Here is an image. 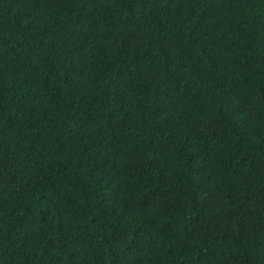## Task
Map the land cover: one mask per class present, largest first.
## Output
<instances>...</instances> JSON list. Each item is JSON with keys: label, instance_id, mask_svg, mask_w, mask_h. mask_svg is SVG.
I'll use <instances>...</instances> for the list:
<instances>
[{"label": "trees", "instance_id": "trees-1", "mask_svg": "<svg viewBox=\"0 0 264 264\" xmlns=\"http://www.w3.org/2000/svg\"><path fill=\"white\" fill-rule=\"evenodd\" d=\"M0 264H264V0H0Z\"/></svg>", "mask_w": 264, "mask_h": 264}]
</instances>
